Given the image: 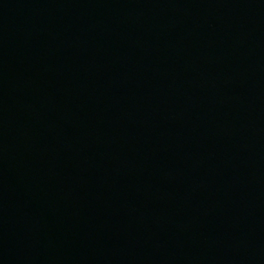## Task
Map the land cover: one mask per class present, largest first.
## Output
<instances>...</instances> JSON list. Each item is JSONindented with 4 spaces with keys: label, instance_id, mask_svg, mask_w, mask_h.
Returning a JSON list of instances; mask_svg holds the SVG:
<instances>
[{
    "label": "water",
    "instance_id": "obj_1",
    "mask_svg": "<svg viewBox=\"0 0 264 264\" xmlns=\"http://www.w3.org/2000/svg\"><path fill=\"white\" fill-rule=\"evenodd\" d=\"M0 264H264V0H0Z\"/></svg>",
    "mask_w": 264,
    "mask_h": 264
}]
</instances>
